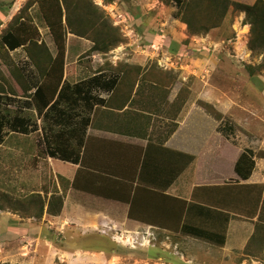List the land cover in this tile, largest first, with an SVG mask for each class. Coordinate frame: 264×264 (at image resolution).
Listing matches in <instances>:
<instances>
[{
  "label": "crops",
  "instance_id": "1",
  "mask_svg": "<svg viewBox=\"0 0 264 264\" xmlns=\"http://www.w3.org/2000/svg\"><path fill=\"white\" fill-rule=\"evenodd\" d=\"M235 1L251 5L257 0ZM26 2L0 0V33ZM142 2L144 13L168 9L161 0ZM244 19V12L234 22L228 14L207 34L184 33L187 44L173 38L180 44L176 51L168 45L161 52V37L151 38L156 43L149 45L151 54L127 46L112 62L148 66L136 83L135 66L84 70L77 60L68 67L66 59L63 82L72 87L100 73H116L121 82L116 90L94 88L105 103L96 102L92 109L81 100L75 108L60 105L70 110L59 118L63 122L90 117L77 163L45 157L56 177L54 191L65 195L63 210L36 217L17 207L0 208V264H264V68L254 75L247 69L261 66L264 52L249 48L250 25ZM233 32V52L215 48ZM78 40L87 42L83 49L93 45L69 34L67 55L70 42ZM78 50L76 58L84 52ZM234 53L244 54L247 62H239ZM104 55L95 51L93 60L101 63ZM152 64L177 74V82L142 81ZM242 65L247 76L240 81ZM199 101L214 106L222 118ZM63 127L56 124L57 131ZM70 137L77 146L78 139ZM243 152L255 161L248 178L236 171ZM189 172H195V181H189ZM44 185L40 193L49 191L50 196L54 191ZM105 227L112 230L99 231ZM191 228L203 232L198 236ZM88 230L109 235L115 245L77 242L79 231L86 235ZM114 231L124 237H153L133 247L115 241ZM221 236L224 244L218 242ZM150 248L158 251L149 256L139 251Z\"/></svg>",
  "mask_w": 264,
  "mask_h": 264
},
{
  "label": "trees",
  "instance_id": "2",
  "mask_svg": "<svg viewBox=\"0 0 264 264\" xmlns=\"http://www.w3.org/2000/svg\"><path fill=\"white\" fill-rule=\"evenodd\" d=\"M113 1L105 0L107 3ZM161 1L167 6L175 3L179 7L176 17H180V20L187 25L189 36L207 34L212 29L221 26L231 8L238 12H244V23L250 25L248 46L251 50L260 49L264 52V0H257L251 5L235 0ZM35 5H38L41 17L53 38L56 48L55 55L44 41L39 40L40 31L38 26L33 23L34 20L29 12L31 11V6ZM68 34L92 41L93 45L89 49L90 52L106 53L112 48L119 46L124 40L123 33H121L118 26H114L107 12L96 4L94 0H29L22 11L0 33V59L3 58L6 62H11L12 51L20 47L26 50L28 57H30L38 71L40 81L35 83L34 86L28 79L21 77L19 73L12 70V74L19 84L20 81L28 83L24 86L23 83L20 84L25 94L35 87V90L27 95L29 99L25 103L30 107H35L38 114L44 117V120H53V123H48L47 127H45V138L48 146L47 155L77 163L79 161L78 149L81 145L80 137L81 134L86 132L90 117L85 116L75 124L63 122L59 118L70 115V110H63L60 105L63 103L67 106V109L75 108L79 105L78 101L81 100L85 107L92 109L96 102L105 103V100L93 94V89L100 87L108 91L116 90L121 80H119V75L116 73L110 77L105 73H100L75 84L73 87L69 83H64ZM188 42L189 40L187 39L184 43L187 44ZM171 50L176 51V46H172ZM130 66L135 65L121 63L117 66H111V68L120 69ZM135 67L139 71L135 76L134 83L138 81L140 70L148 66ZM157 68H159L157 64L150 65V69L143 72L142 81L166 83L169 86L177 82V74L168 73ZM262 68H264V61L257 68L247 66L251 75H254ZM3 81L9 83L0 72V106L4 99H10L11 93L15 92V89L9 85L12 91L8 92L10 96H7L8 85ZM199 104L208 112L214 114L216 118H222V114L211 104L203 101H199ZM75 114L79 115L77 112ZM75 114L71 116L74 117ZM56 115L59 117L57 118ZM59 123L63 124L64 127L57 131L56 124ZM7 126L14 132L24 134H29L37 129V124L32 123L30 116L23 114L9 116L8 112H3L0 109V143L5 139V128ZM66 134L68 137L65 142L62 140V136H66ZM71 135L78 139L77 146H72L70 142ZM254 167L255 161L252 155L248 152H243L236 163V171L242 177L248 178L252 174ZM64 197L65 195L58 193V191H54L50 196L49 191H45V195L34 193L26 197L21 202V206L25 207V210H28V206H37V213H27L25 211L26 214L36 217H41L45 211L51 215H58L63 210ZM3 207L5 206H0V208ZM17 209L23 211L21 208L17 207ZM189 231L198 236L203 232L200 229L192 228ZM209 236L210 234L207 238ZM218 242L224 244L225 236H221Z\"/></svg>",
  "mask_w": 264,
  "mask_h": 264
},
{
  "label": "rangeland",
  "instance_id": "3",
  "mask_svg": "<svg viewBox=\"0 0 264 264\" xmlns=\"http://www.w3.org/2000/svg\"><path fill=\"white\" fill-rule=\"evenodd\" d=\"M12 1L13 0H11V2ZM28 1L29 0H27V2ZM94 2L107 12L114 26H118L121 33H123L124 40L122 43L131 41V38L128 36L129 33H125V29L128 24H130L129 28H132L136 34L139 33L140 35V33H142L143 36L146 35L147 37L144 39L141 37L140 42V45L147 46V51L145 52L146 54L152 53V46L149 45H153L152 43L156 44L155 42H151V38H155L158 41L162 38L161 40L163 41L161 43L163 44V47H160L161 52L163 50H167V48H169L167 47L168 45H170V48L176 45L177 48H179L180 44L175 40L185 42L187 39L184 36V33L187 35L188 30L187 28L184 29L183 25H181L180 17H176L179 12V7L175 3L168 6L167 11H164L165 9H158L151 13H144L142 7L144 2H142V0H114L111 3H107L105 0H94ZM231 10H233V8L230 9L228 14H231L232 21L234 22L235 19H238L239 12ZM29 12L34 20L33 23L38 26L40 31L39 40L44 41L50 51L55 55L56 48L53 38L49 33V29L46 27L43 18L41 17L38 5L33 7L31 6V11ZM242 36V32L240 31V38ZM67 37H69V34ZM236 37V32L230 33L227 35V42H223L221 45L214 47L219 50L221 49L223 51L233 52L231 45L232 40L229 39H234ZM84 42L87 44L86 41ZM84 42L82 40H78L77 42L71 41L70 52L67 55L69 44L67 38L66 59H68V67L71 66V61L73 60H77L78 65L84 70L89 68L100 69L101 67L109 69L114 65L111 58V51L118 46L106 52V55L102 57V62L98 63L95 59L93 60L94 52H90V48L85 47L83 49L82 44H84ZM73 45H78L79 50L81 51L84 50L78 58L74 57V53L78 50V47L76 50H73ZM130 47L134 50L136 49L142 52V49L138 47V44H131ZM10 59L11 62H6L3 58L0 59V72L5 79L9 81V83L3 81L8 85L6 90L7 96H10L8 95V92L12 91L9 85L15 89V92L11 93L12 96L10 99H4L0 109L3 112H8L9 116H14L15 114L30 116L32 123L37 124V129L29 134H24L12 131L9 126L5 128V139L2 143H0V206L8 205L21 208L23 212L37 213V206H28V210H25V207L21 206V202L24 201L26 197L34 193H40L42 185L45 186L44 184L48 185L53 191L55 190L54 185L56 184V177L53 170L49 166L48 160L45 158L48 150L45 138V127H47L48 123H53V120H44V117L38 114L35 107H30L25 103L26 100L29 99L27 98V95L33 92L35 87L31 86L33 88L25 94L20 84L23 83L24 86L28 83L20 81L19 84L12 74V70L19 73L21 77L23 76V78L28 79L32 85L40 81L38 71L30 57H28L26 50L21 48L18 52H12ZM236 59L241 63L247 62L240 61L237 57ZM233 63L234 62H231V64ZM239 66L241 65L239 64ZM244 66L245 65H242L240 75L238 77L240 81H243V77L247 76V70ZM201 173L202 172H200V174ZM187 176L190 182L195 181L196 179L195 172H189ZM79 234L77 242L80 243H89L94 245L105 243L106 247H110V244L115 245L108 237L109 235H101L97 231L88 230V234L86 235H82L81 231H79ZM118 249L125 250L126 248L121 247ZM139 251L143 252L142 255L145 253L149 256V254L157 252L158 248H150L148 250L139 249Z\"/></svg>",
  "mask_w": 264,
  "mask_h": 264
},
{
  "label": "built area",
  "instance_id": "4",
  "mask_svg": "<svg viewBox=\"0 0 264 264\" xmlns=\"http://www.w3.org/2000/svg\"><path fill=\"white\" fill-rule=\"evenodd\" d=\"M121 24V23H119ZM130 24L126 26L125 33L128 34V36L131 38V41H128L127 43H121L117 48H114V50L111 51V58L112 61L116 62L121 58L122 52L125 51V48L127 46H130L131 44H138V47L142 49V51H146V45H140L141 42V37L137 35L132 28H129ZM130 29V30H129ZM124 30V29H123ZM155 49V48H154ZM237 58H239L240 61H247V57L244 54H235ZM163 66V65H161ZM107 230H112L110 227L104 228V229H99L100 232L106 234L108 233ZM115 241L121 242L123 244H128L130 246L135 247L137 244H143L144 242H151V237L152 235L148 236L145 238V235L142 236H127L124 237L120 235L119 233L114 231V234L112 235Z\"/></svg>",
  "mask_w": 264,
  "mask_h": 264
}]
</instances>
